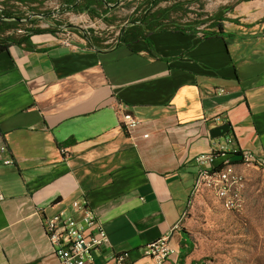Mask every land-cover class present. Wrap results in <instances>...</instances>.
I'll return each instance as SVG.
<instances>
[{
    "label": "crops",
    "instance_id": "obj_1",
    "mask_svg": "<svg viewBox=\"0 0 264 264\" xmlns=\"http://www.w3.org/2000/svg\"><path fill=\"white\" fill-rule=\"evenodd\" d=\"M200 1L159 0L150 29L110 47L74 32L67 46L62 33L43 32L32 47L0 52V264H60L44 224L75 200L108 234L95 264L123 252L131 264H152L145 246L165 235L180 264H209L182 216L196 156L232 138L229 148L264 158V0L237 3L222 28L217 9L235 0L213 11ZM125 109L141 121L131 132Z\"/></svg>",
    "mask_w": 264,
    "mask_h": 264
},
{
    "label": "built area",
    "instance_id": "obj_2",
    "mask_svg": "<svg viewBox=\"0 0 264 264\" xmlns=\"http://www.w3.org/2000/svg\"><path fill=\"white\" fill-rule=\"evenodd\" d=\"M65 45H72V33L65 31L60 36ZM121 123L125 130H135L141 121L129 110L121 113ZM144 136H148L145 134ZM232 138L218 149L196 156L198 166L195 177L192 197L205 190H211L230 211H239L244 205L242 193V174L239 166H253L264 168V158H258L252 152L229 148ZM2 150H7L3 146ZM60 151L64 158L69 156L68 146H61ZM236 156L238 158H236ZM217 158H222L216 162ZM5 164H12V159L4 160ZM5 195L0 189V201ZM71 212H60L48 218L44 224L46 236L51 244L53 254L60 264H95L93 252L109 244L108 234L98 219L97 214L87 204L75 200L71 204ZM185 216V213L182 217ZM169 235L162 236L145 246V256L152 264H180V251L169 241ZM115 264H131L129 253H113Z\"/></svg>",
    "mask_w": 264,
    "mask_h": 264
},
{
    "label": "rangeland",
    "instance_id": "obj_3",
    "mask_svg": "<svg viewBox=\"0 0 264 264\" xmlns=\"http://www.w3.org/2000/svg\"><path fill=\"white\" fill-rule=\"evenodd\" d=\"M219 1L204 0L205 10H215ZM57 6V0H48L43 9L52 10ZM190 8L202 12L199 2H194ZM131 11L125 7L117 8L113 15L115 21L110 25L100 19H91L87 14L69 13L62 20L81 30L86 27L98 30L103 44L113 46ZM65 31L74 32L65 27L59 33ZM238 169L242 174L245 200L241 210L225 209L211 190H205L194 197L182 221L183 229L192 234L196 248L202 250L205 263L264 264V168L244 165Z\"/></svg>",
    "mask_w": 264,
    "mask_h": 264
},
{
    "label": "trees",
    "instance_id": "obj_4",
    "mask_svg": "<svg viewBox=\"0 0 264 264\" xmlns=\"http://www.w3.org/2000/svg\"><path fill=\"white\" fill-rule=\"evenodd\" d=\"M46 0H2L0 1V52L8 49L11 44L32 47L31 36L37 33L52 32L54 34L70 27L91 45L98 47H110L103 44L101 32L94 28L81 30L80 28L63 22L62 17L66 13H85L91 19H101L107 25L115 21L114 13L117 8L125 7L132 9L120 29L117 44L127 42L129 36L142 34V26H148L151 8L159 0H58L59 6L56 10L43 9ZM123 4L120 5V3ZM248 0H235L234 2L221 6L217 9L216 16L220 19V26L225 19L224 14L231 11L233 7ZM45 21L48 26L42 27ZM151 22V21H150ZM127 32V33H126Z\"/></svg>",
    "mask_w": 264,
    "mask_h": 264
},
{
    "label": "water",
    "instance_id": "obj_5",
    "mask_svg": "<svg viewBox=\"0 0 264 264\" xmlns=\"http://www.w3.org/2000/svg\"><path fill=\"white\" fill-rule=\"evenodd\" d=\"M67 27V26H66ZM230 123L221 124L211 129L210 134L213 138L222 137L230 129Z\"/></svg>",
    "mask_w": 264,
    "mask_h": 264
}]
</instances>
